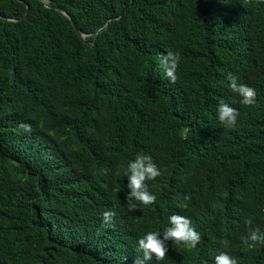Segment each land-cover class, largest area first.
Segmentation results:
<instances>
[{"label": "trees", "instance_id": "obj_1", "mask_svg": "<svg viewBox=\"0 0 264 264\" xmlns=\"http://www.w3.org/2000/svg\"><path fill=\"white\" fill-rule=\"evenodd\" d=\"M47 1L0 0V264H134L138 240L174 214L200 244L169 241L146 264H214L221 251L264 264V245L242 240L264 234V2ZM169 51L175 84L160 67ZM230 72L256 90L253 106ZM221 100L239 112L234 129ZM141 154L162 174L147 182L156 202L130 213L125 172Z\"/></svg>", "mask_w": 264, "mask_h": 264}, {"label": "clouds", "instance_id": "obj_2", "mask_svg": "<svg viewBox=\"0 0 264 264\" xmlns=\"http://www.w3.org/2000/svg\"><path fill=\"white\" fill-rule=\"evenodd\" d=\"M260 2H264V0H260ZM159 60L164 75L170 83L175 84L178 79L176 73L181 60L180 53L169 51L166 55H162ZM227 80L230 82L231 91L241 98L240 104L251 107L256 103V90L254 88L244 83H238L239 77L231 72L228 73ZM217 114L219 122L225 129L235 128L239 116L237 109L221 100L217 106ZM19 128L25 133L32 132L30 124L21 123ZM161 174L150 155H137L134 161H129L125 172L129 192L125 199L130 213L138 210L139 205L147 207L156 202L157 197L149 191L147 182L155 181ZM182 199L184 202L178 206L187 209L191 196H184ZM115 216V211L106 210L103 213V226L111 227ZM245 223L250 225L251 220H246ZM168 225L163 230V234L159 231H149L138 240L136 251L142 253V256L138 255L134 264H146V262L152 261L153 257L157 261H163L167 256L169 241L183 246L188 251L197 249L201 242V235L192 226V221L188 217L179 214L171 215L168 218ZM242 240L249 247H255L257 244L264 245V234H261L257 229L251 231L247 237H242ZM222 245L227 248L229 241H222ZM214 264H237V260L227 252L221 251L215 256Z\"/></svg>", "mask_w": 264, "mask_h": 264}, {"label": "water", "instance_id": "obj_3", "mask_svg": "<svg viewBox=\"0 0 264 264\" xmlns=\"http://www.w3.org/2000/svg\"><path fill=\"white\" fill-rule=\"evenodd\" d=\"M41 1H43L48 7H52V5H51L47 0H41ZM28 9H29V6H28ZM57 9H58L59 11H61L63 14H65L67 17H69V19L71 20L73 26L75 27L76 31L78 32V34H79L83 39H86V37H87L89 34L83 32L82 30H80V29L78 28V26H77L76 22L73 20L72 16H71V15H70L65 9H63V8H61V7H57ZM2 17H3V16H0V21H1ZM8 19H9V20H15V19L12 18V17H8ZM109 23H110V22H109ZM109 23H108L107 25H105L104 27H102L100 30H98V31L96 32L95 40H97V38H98V36H99L100 33H102L103 31H105V30L108 28ZM86 42H87V40H86ZM88 44H90V45H94V43H89V42H88Z\"/></svg>", "mask_w": 264, "mask_h": 264}]
</instances>
